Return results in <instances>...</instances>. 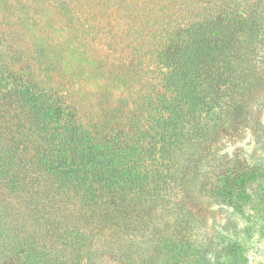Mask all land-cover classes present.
<instances>
[{
	"label": "trees",
	"instance_id": "1",
	"mask_svg": "<svg viewBox=\"0 0 264 264\" xmlns=\"http://www.w3.org/2000/svg\"><path fill=\"white\" fill-rule=\"evenodd\" d=\"M23 49L0 34V264L247 263L264 160L227 146L250 136L264 154V0L167 35L147 126L84 124L39 77L60 61L37 49L36 71ZM208 201L245 226L208 238Z\"/></svg>",
	"mask_w": 264,
	"mask_h": 264
},
{
	"label": "rangeland",
	"instance_id": "2",
	"mask_svg": "<svg viewBox=\"0 0 264 264\" xmlns=\"http://www.w3.org/2000/svg\"><path fill=\"white\" fill-rule=\"evenodd\" d=\"M252 1V0H242ZM222 0H0V34L20 44L36 71L40 49L60 61L49 69V90L61 94L84 124L116 131L147 126L148 100L161 91L165 69L158 54L175 27ZM40 56V57H41ZM39 57V56H38ZM39 60V59H37ZM48 62V61H47ZM44 66V65H43ZM231 153L264 160L250 136L227 146ZM206 234L245 226L230 207L204 204ZM246 264H264V235L253 232ZM100 264H113L104 259Z\"/></svg>",
	"mask_w": 264,
	"mask_h": 264
}]
</instances>
